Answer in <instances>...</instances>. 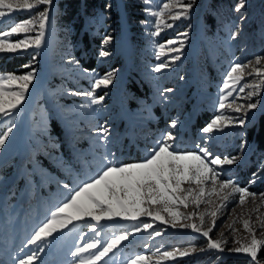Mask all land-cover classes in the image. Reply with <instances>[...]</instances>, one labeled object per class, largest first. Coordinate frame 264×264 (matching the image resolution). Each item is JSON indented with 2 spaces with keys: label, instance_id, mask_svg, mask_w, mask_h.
<instances>
[{
  "label": "rangeland",
  "instance_id": "rangeland-1",
  "mask_svg": "<svg viewBox=\"0 0 264 264\" xmlns=\"http://www.w3.org/2000/svg\"><path fill=\"white\" fill-rule=\"evenodd\" d=\"M59 1L54 0L50 7L51 19L45 42L38 50L36 59L32 60L27 55L28 58L13 69H0V72L23 74L26 70L20 69V65L29 62L37 69L28 98L15 119V127L5 146L0 148V264H14V256L22 258L24 254H30V249L35 246L24 248V245L34 229L49 216L50 210L67 195L64 184L75 188L88 177L94 176L100 169V158L105 153L114 154L123 163L140 161L147 155V149L167 131L178 136L176 146L180 151H196V144H203L201 129L216 115L223 114L225 117L246 119L243 126L225 127L208 144L212 152L221 157H241L237 164L226 166L223 178L234 179L241 187L246 186L259 165L264 163V149L255 151L245 131L248 123L255 120L256 114L264 107V91L251 101L247 98V92L252 91V88H246L243 93L238 92L240 87L258 82V78L245 75L244 80L232 88L239 98L230 97L225 102L223 112L218 111L219 88L231 64H248L249 61L254 62L257 56L264 57V0H246V7L239 13L235 11V6L240 0L220 1L216 23L226 19L229 26L205 35L199 32L198 19L204 12L206 0H192L193 6L186 19L173 22L168 15L163 17L174 26L163 29L159 36L152 35L155 20L144 11L143 0H107L104 8L108 21L99 33L101 39L94 54V66L88 70L89 73L94 70V75H84L83 70L86 68L81 66L80 60L72 53L77 41L68 36L66 30L69 29V22H60L56 18ZM164 2L167 0H151L152 10H159L158 6ZM43 7L14 12L9 19L0 23V30H7L15 23L35 16ZM141 21H148V24ZM237 27L240 29L239 35L231 39L230 34ZM185 31L188 36L181 58L172 63L170 57L174 53L165 47L158 59L157 45L175 39L178 33ZM31 35H35V32ZM108 36L111 40L105 43V37ZM23 38L24 34L12 37L13 40ZM196 47L200 50L197 60ZM102 50L107 51L109 56L101 57ZM5 59L0 55V63ZM160 62H168L170 67L159 73L154 72L153 68ZM210 67L216 74L212 80L207 78L211 72ZM259 67H264V62ZM113 70L115 75L112 83L106 88L101 86L97 89L98 95L107 93L105 99L92 106L94 111L80 109L79 106L86 103L85 98L70 93L91 91L95 79ZM251 71V67L246 69V73ZM193 72L202 81L200 89L206 86V82L210 86L201 91V97L212 108L207 122L197 128L192 126L191 119L203 102L199 104L196 100L194 88L198 82H195ZM132 79L147 85V97L124 92L127 81ZM165 89L173 91L165 92ZM233 99L240 105L254 102L258 107L248 114L237 113L227 107ZM150 111H154V115H149ZM173 120L178 122L174 129L170 127ZM224 123L228 125L230 121ZM8 126L6 123L0 124V135ZM102 128L108 130L106 144L99 139L98 134ZM242 144H246L243 149ZM138 145H141L142 150L135 155L131 151ZM189 187L198 191L194 183L182 184V188ZM205 188L206 194L202 201L210 200L212 203L201 202L197 206L189 197L187 207L179 203L171 206L173 211L182 214L178 224H198L199 213L205 209L211 211L219 204L215 193L207 195V191L212 188L211 181L205 183ZM249 190L258 194L256 202L253 203L249 197L241 206L239 195L232 197L234 202L228 205L224 214L218 218L216 228L210 233L213 239L221 238L220 234L223 233L228 240L227 248L237 247V239L244 243L250 242L251 236L243 226L244 219L250 218V226L257 239H264V227L258 221V217L264 216V204H260L259 198V194L264 193V181L251 185ZM257 206L259 210L253 211ZM157 207L166 220L171 219L162 205H152L153 209ZM192 212L197 215L191 221L184 219V216ZM210 221V216L205 218V228ZM138 222L150 223L152 229L132 234L128 240L123 241L122 246H118L120 250H114L115 256L109 254V264H127V260L139 254L152 256L156 248L172 251L183 250L191 245L197 249L206 246L207 238L199 233L190 229H174L154 217L142 216L139 221L119 217L112 221H102L108 238L124 231L131 232ZM77 229L65 231L63 235L55 234V241L41 253L40 264H73L75 258L69 253L75 250V244L80 240L79 232L90 235L83 221L78 222ZM152 230L160 231L161 235L150 236ZM145 244L149 247L145 248ZM227 259L231 262L239 260L240 264H257L244 254H219L216 250L177 257L175 260H162L160 264H221ZM257 260L258 264H264V249L258 252Z\"/></svg>",
  "mask_w": 264,
  "mask_h": 264
},
{
  "label": "snow or ice",
  "instance_id": "snow-or-ice-1",
  "mask_svg": "<svg viewBox=\"0 0 264 264\" xmlns=\"http://www.w3.org/2000/svg\"><path fill=\"white\" fill-rule=\"evenodd\" d=\"M145 4L144 11L155 20V31L153 36H159L163 29L173 28V23H168L163 18L168 15L171 21H179L189 16L190 9L193 6L192 0H167L158 6L159 10L153 11L151 0H143ZM54 0H0V23L9 19L14 12L19 10H35L44 6L42 11H37L35 16L24 19L7 30H0V55L7 58L8 55H30L35 60L39 55V49L45 42L46 30L50 22V7ZM246 7V0H240L235 6L236 12H241ZM6 10V11H5ZM244 19L243 16L240 17ZM147 25L148 21H141ZM35 32V35L31 33ZM240 29L231 32L230 38L235 39L239 35ZM24 34L23 39H15L14 35ZM188 32L177 34L175 39H170L157 45V58L162 55V49L168 48V51L174 53L170 60L175 63L181 58L182 50L185 47ZM111 37H105V43L109 42ZM179 47H175V45ZM101 57L109 56L107 51L100 52ZM264 62V57L257 56L255 61H249L248 64L233 62L226 76L223 78V84L219 88L218 111L221 113L226 108V100L230 97L236 99L239 96L232 91L236 85L244 80L245 75H255L258 82L245 85L238 89L239 93L245 92L246 88H252L247 92L249 101L264 91V67H259ZM78 67V65H77ZM170 67L168 62H160L153 68L154 72H161ZM252 68L251 72L246 73V69ZM20 69L26 70L23 74L16 72H0V124H8L6 131L0 135V148L5 146L6 140L15 127V119L18 117L24 102L28 98L30 85L34 84L37 69L31 62L21 64ZM30 69V70H28ZM84 75H94L89 73L88 69L83 70ZM115 70L105 73L102 77L94 80L91 84V91H76L70 94L85 98L86 103L79 106L80 109H92L93 105L100 104L107 93L98 95L97 89L101 86L107 87L112 83ZM172 89H165V92H171ZM163 96V93H161ZM235 104V107L233 105ZM228 108L240 113L248 114L250 110L258 107L257 103L248 102L245 105L232 103ZM230 123L225 125V121ZM246 119L225 117L223 114L216 115L210 122L201 129L203 134V144H196V151H180L176 146L178 136L172 131L161 134L160 138L147 149V155L144 159L131 163H123L115 158L114 154L105 153L101 156V166L97 173L88 177L75 188L64 184L67 195L63 201L58 202L53 210H50L49 216L41 222L32 232L24 248L35 246L30 249V254H24L21 257L14 256V264H40L41 253H44L50 244L55 241L56 235H63L65 231L78 230V222L83 221L89 229V234L79 232L80 240L75 244V250L69 255L75 258L73 264H109V254L115 256L119 251L118 246L129 239L132 234L139 233L142 230L152 229V224L138 222L132 227L131 232L124 231L120 234L111 235L105 231V225L102 221H112L114 218H123L139 221L142 216L154 217L172 228L188 230L199 233L207 238L206 246L197 249L191 245L183 250L173 249L172 251H163L162 248H156L152 256L135 255L127 260V264H160L162 260H175L177 257H187L194 253H203L205 251L216 250L219 254H244L251 258V261L258 264V252L264 249V239H257L255 231L250 226V218L243 220L245 230L250 234V242L244 243L237 239V247L227 248L228 240L221 233L219 239L211 238L210 233L217 226L218 218L224 214L229 204L233 203L232 197L239 195V204L243 206L246 198L251 197L253 203L256 202L257 193L251 192L249 187L258 181H264V163L260 164L257 172L253 173L248 185L241 187L234 179L223 178L226 166H233L241 159L240 156L221 157L212 152L208 147L214 136L232 125H245ZM178 122L173 120L170 123L171 128H176ZM99 139L107 143L108 130L100 129ZM242 144L241 148H245ZM211 181L212 188L207 191L211 196L215 193L219 198V204L211 211L205 209L199 213V223H177L181 213L173 211L172 205L182 204L187 207L189 197L197 206L201 203H212L210 200H203L206 194L205 183ZM196 184L198 191L192 188H182V184ZM260 204H264V193L259 194ZM152 205L163 206V210L168 213L171 219L166 220L160 214L159 207L152 208ZM259 206L253 209L258 211ZM197 213L192 212L184 216V219L192 220ZM211 217L207 228L204 227L205 218ZM259 225L264 227V216L258 217ZM235 223V220L233 221ZM229 228L232 231L235 229ZM150 236H160V231L152 230ZM81 240L84 241L81 243ZM145 248L149 245L145 244ZM23 251V249L21 250ZM153 257L156 259L153 260ZM220 256L218 255L217 259Z\"/></svg>",
  "mask_w": 264,
  "mask_h": 264
},
{
  "label": "trees",
  "instance_id": "trees-1",
  "mask_svg": "<svg viewBox=\"0 0 264 264\" xmlns=\"http://www.w3.org/2000/svg\"><path fill=\"white\" fill-rule=\"evenodd\" d=\"M107 0H60L56 10V18L61 22L68 21L67 25H69V29L66 30L68 36L74 39L76 42V48L72 52L81 63L83 68L90 70L94 66V54L97 49V44L100 41L99 33L103 31L104 25L108 21V17H106V10L104 8ZM222 0H206L204 12L199 16V32L202 35H205L207 32H211L216 30L217 32L221 29H224L226 26H229L228 20L225 19L222 23H216V19L218 17V3ZM116 17V16H115ZM134 17V16H133ZM199 48L196 47V60L197 56L200 54ZM28 58L27 55H11L6 58L4 62L0 63V69L2 71L13 69L14 66L23 62ZM205 68V67H203ZM207 68V67H206ZM197 70V66L195 71ZM211 70V67H210ZM194 80L197 81V86L194 88V93L196 100L199 104L203 102L202 105H199L198 110L194 111L192 116V126L195 128L198 126H202L205 122H207V118L211 116V106L206 103V99L201 97L202 90L205 87L201 86V80L196 77V73L193 72ZM216 74L211 70L208 73L207 78L210 80L214 79ZM209 80V81H210ZM145 87V88H143ZM197 89L198 90L197 92ZM125 93H132L137 96L147 97V85L141 83V81L133 80L128 82L125 86ZM128 99V98H127ZM149 115H154V111H150ZM255 120H251L246 127V134L248 139L252 142V148L257 150L264 149V107L256 114ZM144 126V125H143ZM141 145H138L137 148L132 149L131 152H134L135 155L137 152H140ZM141 153V152H140ZM1 168V167H0ZM5 170V169H4ZM9 171V168L7 169ZM221 264H240L239 260L231 262L230 259H227Z\"/></svg>",
  "mask_w": 264,
  "mask_h": 264
}]
</instances>
